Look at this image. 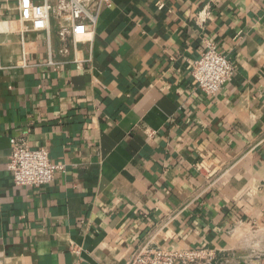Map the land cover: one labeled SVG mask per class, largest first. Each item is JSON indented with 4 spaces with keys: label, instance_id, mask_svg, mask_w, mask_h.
Returning a JSON list of instances; mask_svg holds the SVG:
<instances>
[{
    "label": "crops",
    "instance_id": "obj_1",
    "mask_svg": "<svg viewBox=\"0 0 264 264\" xmlns=\"http://www.w3.org/2000/svg\"><path fill=\"white\" fill-rule=\"evenodd\" d=\"M112 1L77 50L54 27L49 65L0 0V264H126L152 238L264 264L241 240L264 227V0ZM206 40L236 65L215 96L191 72ZM22 137L65 164L51 184H14Z\"/></svg>",
    "mask_w": 264,
    "mask_h": 264
},
{
    "label": "built area",
    "instance_id": "obj_2",
    "mask_svg": "<svg viewBox=\"0 0 264 264\" xmlns=\"http://www.w3.org/2000/svg\"><path fill=\"white\" fill-rule=\"evenodd\" d=\"M158 5L161 9L164 7L162 2ZM112 6V0H17L18 23L23 27L22 34L27 30L47 34L48 64L54 65L58 63L54 60L52 50L51 32L54 27L61 40H70L77 50L79 43L93 39L103 9ZM209 15L210 10H203L197 14V20L205 23ZM22 44L25 50L24 36ZM68 52V48L62 51L64 54ZM24 62L26 64V58ZM235 71L236 65L219 50L213 40L205 41V50L191 70L197 88L208 96L217 95L233 78ZM64 169L65 164L52 162L48 149L32 148L24 137L12 140L8 170L16 186H47ZM197 169L201 171L204 167L198 166ZM254 232L262 233L264 227H259ZM215 258V250L209 248L167 247L152 238L142 241L126 264H213Z\"/></svg>",
    "mask_w": 264,
    "mask_h": 264
},
{
    "label": "rangeland",
    "instance_id": "obj_3",
    "mask_svg": "<svg viewBox=\"0 0 264 264\" xmlns=\"http://www.w3.org/2000/svg\"><path fill=\"white\" fill-rule=\"evenodd\" d=\"M250 232H251V230H250ZM254 232V231H253ZM264 232H262L261 234H260V237H258V236H256V235H253V233L251 232L250 234H248V235H244L243 236V238L241 239V240H243V241H245V242H247L248 244H250V243H256V238H260L261 239V241H260V245H262L261 247H263L264 246ZM252 243V244H253ZM251 245V244H250ZM264 250V249H263ZM262 250V251H263Z\"/></svg>",
    "mask_w": 264,
    "mask_h": 264
}]
</instances>
